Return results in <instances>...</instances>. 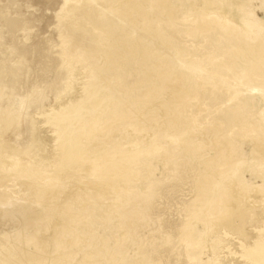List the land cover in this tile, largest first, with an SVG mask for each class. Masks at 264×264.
I'll return each instance as SVG.
<instances>
[{"label":"rangeland","instance_id":"1","mask_svg":"<svg viewBox=\"0 0 264 264\" xmlns=\"http://www.w3.org/2000/svg\"><path fill=\"white\" fill-rule=\"evenodd\" d=\"M168 1L173 6L170 12L151 10L145 3L142 10L149 19L135 12L136 20L126 17L124 25L104 27L115 13L101 14L97 24L106 30L105 40L113 41L117 52L106 62L105 53L96 49L91 25L63 20L64 0H0V110L13 107L20 117L19 126L7 133L17 149L6 158L20 161L51 153L49 164L57 157L48 114L85 96L82 86L93 65L101 71L107 108L115 110L112 119H118L103 137L117 138L130 150L138 145V136L147 134L161 146L143 144L134 165L136 173L127 178L102 177L104 182H114H109L111 193L103 199L83 184L79 174H72L54 189L43 190V195L61 194L55 208L48 202L36 206L39 196L28 193L19 196L28 215L0 206V233H7L10 240L22 244L18 232L22 236L37 232L42 239L62 231L64 235H57L58 253L69 254L66 263L87 255L88 264H206L210 258L251 264L241 255L242 248L264 237L258 230L264 227L263 207L257 217L249 215L242 234L221 229L208 244L204 237L209 226L204 220L222 212L220 184L233 180V164L237 163L242 186L264 187V62L253 63L243 46L250 40L264 42V24L259 21L264 17L263 0H250L245 6V23L223 16L211 27L189 16L192 2L202 0ZM249 21L255 24L247 26ZM230 23L238 25V31L247 28L245 37L236 39ZM124 28L134 30L133 39L141 50L132 52L129 44L135 43ZM85 108L91 109L81 105L74 116L87 120ZM147 114L153 115L146 121L147 128L135 131ZM34 132L43 137L33 140ZM113 150L120 152L121 147ZM1 163L0 159V172L9 166ZM17 182L6 186L18 192L23 186ZM13 193L9 195L16 200ZM66 201L74 213L72 221L62 214ZM48 225L52 228L45 229ZM190 228L193 232L188 235ZM2 245L0 264H14L15 251L9 253ZM28 247L34 249L33 244Z\"/></svg>","mask_w":264,"mask_h":264},{"label":"bare ground","instance_id":"2","mask_svg":"<svg viewBox=\"0 0 264 264\" xmlns=\"http://www.w3.org/2000/svg\"><path fill=\"white\" fill-rule=\"evenodd\" d=\"M113 1L117 2L118 6H113ZM201 2V4H194L192 2V6L194 8L190 9L189 16L194 22L199 24L203 23L207 25L206 27H211L219 24L221 17L223 16L224 18L226 17L231 21H235L240 24L241 22L245 23L246 14L244 12V8L250 0H202ZM145 3L150 5L151 10L156 9L162 12H170L173 8L172 4L168 0H64L60 14L63 16V20L65 21L67 20L73 24L85 22L92 26L95 39L98 40V46L96 49L102 50V52L105 53L107 62L110 61L112 56L117 52L112 48L114 42H107L105 40L108 33L102 25L97 24L96 19H98L101 14H110L111 12L115 13L113 18L108 19L107 22L104 23L103 26L107 28L115 23L120 25L126 24V17H129L130 22H133L136 20L137 16L135 12L149 19V15L142 10ZM262 8L264 9V0ZM259 21L264 24V17L259 19ZM246 24L247 26H249V24L254 25L255 22L249 21ZM229 26L236 31V39L244 38L248 32L247 28L246 30L238 31L239 27L236 24L232 25L230 23ZM123 31L126 35L132 34V40H134V30H127L124 28ZM259 41L260 39L258 41L250 40L248 43H244L243 45L244 50H247L252 56L251 61L253 63L264 62V42ZM133 42L135 43V40ZM129 45H133L131 49L132 52H138L141 50L139 42ZM90 70L91 73L89 74L86 83H83L84 85L82 86V90L86 92L85 96L77 102L68 105L65 104L66 106L63 105L60 110H50L48 114V120L46 123L53 128L52 133H55L53 140L56 143V149L59 151L57 157L49 164H47V161L51 155L48 154L51 153H47V155L43 157L35 156L30 159L24 158L25 160L21 159L20 161L16 160L15 157L11 160V157L6 158L7 153L14 154L13 151L17 149L11 139H9V136H7V133L11 128H17L19 126L20 117L13 107H7L2 111L0 110V156L5 155L0 159L3 164L9 163V166L4 168L2 167L3 170L0 172V206H4L6 209H18L17 211H19V214L28 215L29 211L23 206V202L19 201L20 195L22 196L23 194L28 193L29 195L36 194V196H39L35 202L36 206L40 207L43 206L44 203L48 202V207L55 208V201L59 199L61 194L59 196L54 193L50 195H43V190L54 189L56 185L62 184L61 180L65 178V176L72 174H79L83 179V184L89 189L95 191L99 195V199H103L105 195L111 193V184L113 182H104L103 178L105 176H110V178L113 176L115 178L116 176L119 178L124 177V179L127 178L130 174L136 173L134 165H137L138 163V150L141 149L143 144H148L156 149L161 147L152 143L147 134L138 136L139 141L136 140L138 145L130 150L124 148V144L117 138L106 139L103 137L104 131L107 130L106 128L110 125L112 126L118 119H112V116H116L115 110L113 108H107V103L104 100L105 92L101 90L100 87L101 71L99 67L93 65L90 66ZM70 86L72 87V85ZM77 91L78 90H76V93ZM70 92L73 93L71 90ZM261 99L264 101L263 92L261 93ZM87 104L90 105L91 109L85 108L82 111V113L87 117V120L76 118L74 113L80 109L81 105ZM99 109H101V113L98 112ZM95 112L98 113L94 115ZM262 112L264 113V108L262 109ZM97 118L105 120L103 125H99L101 119ZM152 118L153 115L151 114H147L145 116L142 115L141 122H138L135 125V131L140 133L143 132L147 128L146 121ZM34 134L33 140L43 137L42 133L39 134L38 132H34ZM93 136H97V139L95 142H90L89 140ZM94 144H96V146H93ZM51 145L53 146V144ZM118 147H121L120 152L113 150ZM39 162L43 163L42 165L44 166L38 167L37 165ZM236 166L237 163L232 165L231 172L233 174V180L220 184L221 193L218 205L222 208V212L215 214L212 213L204 220L206 226H209L205 237L203 236L205 240L204 243H211L210 239L212 234L218 233L221 229H224V232L225 229H229L232 232H240V234H242L243 232L241 231L245 230V225L249 222V219H247L249 215L252 213L257 217L260 214L262 207L264 208V187H261L260 185L242 186L239 183L237 174L239 171ZM91 176L98 177V180H89L88 178ZM18 179L23 186L18 192H15L12 188L6 186V184L10 182L18 184ZM215 186L217 188L219 187L217 185ZM10 193L15 194L17 199L13 200L9 195ZM68 205L69 202L66 201V203L61 206V210L64 218L71 220L74 213L72 214L70 212ZM189 226H191L190 223ZM51 228V225L45 226V229ZM258 230L260 232H264V227L259 228ZM192 232L193 228H190L188 235H191ZM18 235L23 238L22 244H18L12 239L11 241L8 238L7 233H0V246H3L2 244H6L7 251L9 253L15 251V255L13 254L14 256H12L11 261L15 260L14 262H17V264H88L90 261L88 256L85 255L76 263L65 262V260H68L69 254L66 255L58 253L61 243L57 240V235H64L62 231L58 232L57 235L52 232L50 235H46L42 239H39L37 232L31 233L29 236H22L21 233L18 232ZM29 244L34 245L33 250L28 247ZM243 245L245 246V244ZM2 248L3 247L0 249ZM228 248L229 247L225 249ZM242 249L243 252L241 255L244 259L250 261L251 264H264V237L256 239L250 245L245 246ZM214 250L215 249H213V251ZM51 251L55 253L52 256L49 255ZM2 252L3 251L1 250L0 254ZM221 252H219V255ZM5 253L2 256H4ZM217 253L213 254L217 255ZM6 256L8 255H5L4 257ZM0 259H3V257ZM205 263L226 264L220 260L216 261V259L213 258H210Z\"/></svg>","mask_w":264,"mask_h":264}]
</instances>
